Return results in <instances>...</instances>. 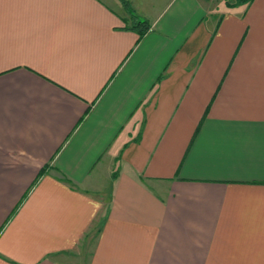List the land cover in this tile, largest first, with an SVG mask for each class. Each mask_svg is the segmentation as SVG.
<instances>
[{
	"label": "crops",
	"instance_id": "obj_1",
	"mask_svg": "<svg viewBox=\"0 0 264 264\" xmlns=\"http://www.w3.org/2000/svg\"><path fill=\"white\" fill-rule=\"evenodd\" d=\"M0 264H264V0H0Z\"/></svg>",
	"mask_w": 264,
	"mask_h": 264
},
{
	"label": "trees",
	"instance_id": "obj_2",
	"mask_svg": "<svg viewBox=\"0 0 264 264\" xmlns=\"http://www.w3.org/2000/svg\"><path fill=\"white\" fill-rule=\"evenodd\" d=\"M253 0H236V3L238 4H246V3H251ZM135 23L136 25H138V27H143L142 28V31L140 33H143L144 31H146L148 28H147V25L144 21H140L139 19L135 18ZM44 169H42V172L43 173ZM41 175V174H40Z\"/></svg>",
	"mask_w": 264,
	"mask_h": 264
}]
</instances>
